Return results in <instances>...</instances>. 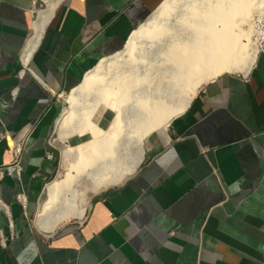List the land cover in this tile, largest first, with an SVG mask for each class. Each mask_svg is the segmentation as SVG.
Returning a JSON list of instances; mask_svg holds the SVG:
<instances>
[{"label": "crops", "instance_id": "obj_1", "mask_svg": "<svg viewBox=\"0 0 264 264\" xmlns=\"http://www.w3.org/2000/svg\"><path fill=\"white\" fill-rule=\"evenodd\" d=\"M161 1L61 0L25 63L45 0H0V264L264 263V40L247 73L211 77L149 132L134 173L83 217L33 227L57 175L61 99Z\"/></svg>", "mask_w": 264, "mask_h": 264}, {"label": "bare ground", "instance_id": "obj_2", "mask_svg": "<svg viewBox=\"0 0 264 264\" xmlns=\"http://www.w3.org/2000/svg\"><path fill=\"white\" fill-rule=\"evenodd\" d=\"M60 1L45 0L37 10L25 63ZM262 14L264 0H162L123 47L99 58L68 92L56 126L62 141L75 133L92 137L62 149L67 168L46 186L39 228L51 232L70 216L83 217L88 189L134 173L144 137L183 110L202 82L224 72L247 73L264 36V26H253ZM100 104L115 111L106 127L93 120ZM98 126L100 132L92 131Z\"/></svg>", "mask_w": 264, "mask_h": 264}, {"label": "rangeland", "instance_id": "obj_3", "mask_svg": "<svg viewBox=\"0 0 264 264\" xmlns=\"http://www.w3.org/2000/svg\"><path fill=\"white\" fill-rule=\"evenodd\" d=\"M45 6V3L43 4V5H41V6H39L40 8L41 7H44ZM258 17V18H257ZM255 18H257V21H256V23L253 25L254 26V28H256V29H259V28H262L263 26H264V14H262V15H260V16H256ZM145 21V20H144ZM259 27V28H258ZM252 36H253V38H255V36L252 34ZM264 37V36H263ZM262 37V38H263ZM262 38L260 39V41H259V48H260V46H261V40H262ZM237 73H240V72H237ZM207 81V80H206ZM205 82V81H204ZM204 82H202V83H204ZM70 90H68V92H69ZM68 92L63 96V98L61 99V102L62 103H60V110H61V107L62 106H65V105H67L68 103L66 102V97H67V94H68ZM101 106H103V107H101ZM105 105H99L98 106V108L95 110V112H94V115H93V120H95L97 123H98V116H100V114H101V112H102V110H109V113H110V115H109V117H110V119L112 120L113 118H114V116H115V111H113L111 108H109V107H104ZM100 112V113H98V112ZM61 112V111H60ZM60 112H59V114H60ZM59 114H58V116H59ZM57 116V117H58ZM110 121V120H109ZM109 121L106 123V124H104L105 126L104 127H106L108 124H109ZM57 122H58V118H57V120H56V124H55V126H54V131H53V134H52V138L54 139V141H55V143H57V144H60V145H58L59 146V148H60V150L61 151H59V153H58V159H57V175L55 176V177H58V176H61V174L62 173H64L65 172V169L67 168V165H66V162H65V160H64V157H63V155H62V149L66 146V144L68 143V144H70V145H73V146H75V145H77L78 143H80V142H82V141H85V140H87V139H89V138H91L92 137V132H86L85 134H82V135H80V134H73V135H70L69 136V138H68V140L67 141H62L61 139H60V137H59V134H58V129H57ZM100 127H94L93 129H92V131H97V132H100V129H99ZM101 132H103V131H101ZM62 141V142H61ZM65 142V143H64ZM132 151V148L129 150L128 149V156L130 155L129 154V152H131ZM133 152H134V150H133ZM86 154H89V150H86ZM127 155H125L124 157H126ZM107 185H111V184H94V188H95V190H92L91 188L90 189H88L87 190V197H89V199H90V201H91V198H92V196L96 193V192H98L99 190H101V189H103V187H105V186H107ZM47 197V193H46V190H45V192H44V194H43V197H42V199L40 200V204H41V202L45 199ZM76 200V201H75ZM79 200H80V198H76V199H74L73 200V203H78L79 202ZM36 218H37V214L35 215V218H34V225H33V227L34 228H36V229H38L39 228V226L37 225V223H36ZM72 221V220H79V217H76V216H70L69 217V219L67 220V222L68 221ZM40 229V228H39ZM42 230V229H41ZM43 232H46V231H44V230H42Z\"/></svg>", "mask_w": 264, "mask_h": 264}, {"label": "built area", "instance_id": "obj_4", "mask_svg": "<svg viewBox=\"0 0 264 264\" xmlns=\"http://www.w3.org/2000/svg\"><path fill=\"white\" fill-rule=\"evenodd\" d=\"M263 40H264V37L261 40V45H262ZM3 136H4V134L2 132H0V138L3 137ZM23 145H24V141L20 140L18 142H14L13 146L10 148V151L13 152L17 156V158H16L17 162H16V165H15V168L17 170L21 169V165L18 162V160L20 159L19 155H20V153L22 151ZM262 264H264V263H262Z\"/></svg>", "mask_w": 264, "mask_h": 264}, {"label": "clouds", "instance_id": "obj_5", "mask_svg": "<svg viewBox=\"0 0 264 264\" xmlns=\"http://www.w3.org/2000/svg\"><path fill=\"white\" fill-rule=\"evenodd\" d=\"M37 15V14H36Z\"/></svg>", "mask_w": 264, "mask_h": 264}]
</instances>
